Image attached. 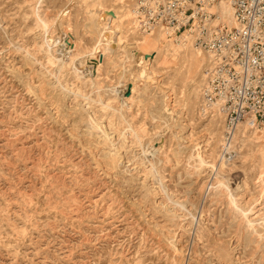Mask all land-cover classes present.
I'll return each instance as SVG.
<instances>
[{"label": "rangeland", "instance_id": "rangeland-1", "mask_svg": "<svg viewBox=\"0 0 264 264\" xmlns=\"http://www.w3.org/2000/svg\"><path fill=\"white\" fill-rule=\"evenodd\" d=\"M127 1L0 0V264H264V125L223 162L206 53Z\"/></svg>", "mask_w": 264, "mask_h": 264}, {"label": "built area", "instance_id": "built-area-1", "mask_svg": "<svg viewBox=\"0 0 264 264\" xmlns=\"http://www.w3.org/2000/svg\"><path fill=\"white\" fill-rule=\"evenodd\" d=\"M221 1L133 0V8L141 30L185 34L207 54L201 108L216 106L224 116L222 160L231 163L239 125L264 124V0H224L232 7L233 27L210 10Z\"/></svg>", "mask_w": 264, "mask_h": 264}, {"label": "bare ground", "instance_id": "bare-ground-1", "mask_svg": "<svg viewBox=\"0 0 264 264\" xmlns=\"http://www.w3.org/2000/svg\"><path fill=\"white\" fill-rule=\"evenodd\" d=\"M124 5H126V8H128V18L130 21L129 32L133 33L134 31H136V32H138L139 35H142L140 37L133 36L131 38V40H129L130 42L129 41L127 42L129 47L132 48L133 50H135L137 47L140 48V46L146 41L145 37H147V36L150 37L149 41L152 40L154 43L157 44L156 47L153 50H151V52L149 54L141 53L142 56L147 57V55H149V57H150L152 55H158L159 52H161V50L167 45H171L174 50L177 48H181V47L187 48L190 46L196 50H199V52H197V54L199 56L203 55L204 52L201 49L195 47L193 45V43L191 42V40H189V38L185 36V34L176 35L174 33H171L170 31H167V30H164L161 28H154V29H152V31H149V32L141 30L140 18L137 16L136 12L134 11L133 0H128L126 3H124ZM210 10L212 12H216L219 15V17L222 20H224L230 27H233L235 25L234 18H233V10H232L231 5L227 1L223 0L220 3L213 5L210 8ZM172 41L176 42L178 44L174 45V44H172ZM172 48H171V50H172ZM137 51H140V49H136V52ZM147 58H145L144 60H147ZM145 68H147V67H145ZM137 73L140 74L138 71L134 72L135 81H137V78H139V76H137ZM161 92L163 94L159 93L158 101L162 102V105H165V100H166L165 96L166 95H165V92L163 90ZM202 114L203 115L212 114L217 119H220L221 121L224 120V116L222 115V113L220 112V110L216 106H213L210 109H202ZM244 122H247V121H244ZM244 122H242V123H244ZM241 124L239 126H241ZM224 125H225V123H224ZM238 129H237V131H238ZM236 133H238V132H236Z\"/></svg>", "mask_w": 264, "mask_h": 264}]
</instances>
